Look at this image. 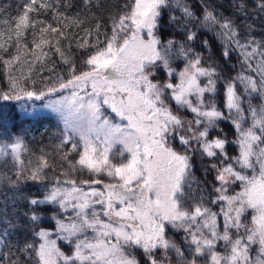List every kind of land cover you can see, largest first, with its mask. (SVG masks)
<instances>
[{"label":"snow or ice","instance_id":"1","mask_svg":"<svg viewBox=\"0 0 264 264\" xmlns=\"http://www.w3.org/2000/svg\"><path fill=\"white\" fill-rule=\"evenodd\" d=\"M253 2L264 13V0ZM198 3L199 16L189 0H125L123 11L111 17V34L105 33L103 42L97 24L94 51L83 61V70L55 47L68 65L67 75H57L46 91L28 89L9 77L0 100L49 97L44 106L63 122L57 149L69 150L60 152L67 170L47 184L48 170L55 171L47 155L26 160L29 149L20 135L6 133L10 142H0V160L15 170V180L5 176L12 188L23 179L45 189L42 196L24 197L28 208L22 213L13 201L9 216L4 204L0 264H21L18 253L34 255L37 264H264V38L252 36L253 26L246 24L248 0H228L227 14L209 0ZM52 8L47 0H26L14 23L0 21L11 33L0 32V39L14 35L19 43L36 27L33 15ZM165 12L172 35L162 39ZM61 16L57 11L53 19L63 24ZM235 18L246 24L243 31ZM39 23L41 34L64 37L62 28ZM204 30H218L225 60L237 53L241 71L234 77H224L211 55L193 47ZM201 43L210 48L207 39ZM34 44L41 49L36 59L43 63L48 56L43 46L51 41ZM79 46L88 47V40ZM0 49L7 51L5 43ZM19 59L4 60L5 68ZM176 61H183V67L174 66ZM222 122L231 124L234 140L221 135ZM229 144L236 146V155H229ZM197 152L210 162L206 171L216 173L211 200L193 174ZM41 205L56 206L53 228L33 232L39 243L14 245L18 215L36 226ZM170 229L183 233L179 241ZM57 240L65 241L69 251H62Z\"/></svg>","mask_w":264,"mask_h":264},{"label":"trees","instance_id":"2","mask_svg":"<svg viewBox=\"0 0 264 264\" xmlns=\"http://www.w3.org/2000/svg\"><path fill=\"white\" fill-rule=\"evenodd\" d=\"M48 3L53 5V8L45 13L41 10L39 15H33V19L37 22L35 28H30L20 38L19 43L15 36L11 40L7 39V35L0 39V43H5L7 51L0 49V92L7 91L9 89V77H15L19 81L20 85L27 87L31 90L46 91L47 87L52 86L55 82L57 75H67L68 65H65L61 61V57L55 53V47H61L65 55L74 60L77 67L83 70V61L87 59L88 55L94 51L91 47L96 42L97 33L94 31L97 24L100 25L99 40L101 42L105 39V33L111 34V17L118 15L123 11V5L125 0H92L91 5H85L84 0H47ZM195 7L196 13L199 16L201 14L200 4L198 0H189ZM210 3H215L222 7V10L227 14L229 12L228 0H209ZM26 0H0V21L9 20L14 23L15 17L23 12V5ZM99 5V6H96ZM249 17L246 24L253 26L251 35L256 39L264 38V13L256 9L253 0H248ZM62 12L63 16L60 17L63 20V24L53 19L55 12ZM67 17V19H65ZM168 13H164V28L160 31L162 39H167L172 35V29L167 25ZM236 23L240 24L241 30L245 29L246 24H241V18H235ZM39 21H44L46 24L50 23L54 27H60L64 31V37H60L57 34H53L50 31L41 34L39 29L41 24ZM77 21L80 23L77 25ZM92 34L89 36L88 32ZM218 30L214 31H201L197 41L193 43V47L198 52H202L205 56L211 55L212 61L218 66V71L223 74L224 77H234L237 72L241 71L240 64L237 62V53H233L229 60H225L221 56L222 41L217 35ZM0 32L11 34L4 24L0 23ZM178 36V34H177ZM178 38L182 39V37ZM41 39L51 41L50 45L43 46V50L48 52L47 57H43V63L36 59L41 55V49L35 48V43H39ZM84 39H87L89 46L81 48L79 45L83 43ZM207 39L210 45L208 50H205L202 46V41ZM59 40V44H57ZM19 55L18 62H13L8 69L5 68L4 60H10L13 56ZM174 66L183 67V61H176ZM51 69V70H50ZM179 70V68H178ZM27 77V79H25ZM218 87L221 92L223 91L222 82L218 83ZM259 101H254L258 103ZM217 103L223 109L222 97L217 98ZM175 107V105H173ZM186 119H191V113L182 111L181 113ZM220 128L223 129V134H227L229 141L235 139V131L230 123L222 122ZM63 126L49 116H27L23 114L19 101H3L0 100V142H10L11 137L6 135L10 133L12 135L23 136L29 152L25 154V159H32L35 162L36 157L41 154L47 155L49 161L55 165V171L49 169L47 172V180L45 183H54V178L59 176L61 171H65L68 168L66 161L60 160V152H67L69 146H65L63 149H57L60 140L62 139ZM215 135V132L213 133ZM176 146V145H174ZM229 155H236L237 148L235 145H228ZM75 154L73 153L69 159H73ZM207 157H201L197 152L193 155V174L196 177V181L199 182L207 191L204 195L208 200L212 198V188L218 186L215 182V171L207 170L209 165ZM5 176L10 177L12 180L16 179L15 170L11 162L5 164L0 160V211L3 210L5 203L9 205L8 214L12 216L13 208L12 202H15L18 213L27 211V200L24 197L32 195L44 194L45 189L42 185L33 183L32 181L21 182L18 188L13 189L7 182ZM63 178V177H61ZM236 190H239L238 188ZM193 191L198 192L196 183L193 182ZM209 206L213 211H218L216 205ZM44 209L42 212V220L38 225L32 226L28 219L22 214L18 215L19 226L16 234L12 237V243L15 245L17 242L22 246L25 240L36 241L39 243V238L33 235L34 231H38L39 228L52 229L54 221L51 220L52 215L56 212V206L54 205H41ZM169 235L174 236L178 241L183 236V233H176L174 230H169ZM52 239H56L53 235ZM57 245L62 251H69V245L63 240H57ZM7 251V249H5ZM15 251V249H14ZM21 264H37L34 255H25L18 253ZM12 259H16L13 256Z\"/></svg>","mask_w":264,"mask_h":264},{"label":"rangeland","instance_id":"3","mask_svg":"<svg viewBox=\"0 0 264 264\" xmlns=\"http://www.w3.org/2000/svg\"><path fill=\"white\" fill-rule=\"evenodd\" d=\"M62 94L67 95L68 93H58L55 96L51 97V99L58 98V96ZM48 99L49 97H45L44 100L19 101V105H21L23 114L27 116H49L58 121L63 126V122L59 114L44 106L47 103Z\"/></svg>","mask_w":264,"mask_h":264}]
</instances>
